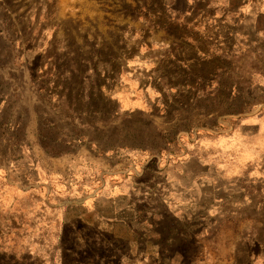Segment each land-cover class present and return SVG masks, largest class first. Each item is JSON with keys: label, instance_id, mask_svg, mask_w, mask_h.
<instances>
[{"label": "rangeland", "instance_id": "obj_1", "mask_svg": "<svg viewBox=\"0 0 264 264\" xmlns=\"http://www.w3.org/2000/svg\"><path fill=\"white\" fill-rule=\"evenodd\" d=\"M250 2L0 0V264H264V186L192 148L264 112Z\"/></svg>", "mask_w": 264, "mask_h": 264}, {"label": "crops", "instance_id": "obj_2", "mask_svg": "<svg viewBox=\"0 0 264 264\" xmlns=\"http://www.w3.org/2000/svg\"><path fill=\"white\" fill-rule=\"evenodd\" d=\"M250 3L252 7L255 6V0ZM238 119V122L230 121L229 124L234 130L229 134L207 133L197 137L198 140L194 142L192 148L199 149V154L198 158L193 160L202 167L204 172L201 173L206 178L208 173H212L217 181L232 179L233 171H237V181L260 183L264 186V112H253ZM219 126L217 129L221 132L224 128ZM188 171L194 172L191 169ZM251 244L255 245L254 242Z\"/></svg>", "mask_w": 264, "mask_h": 264}, {"label": "trees", "instance_id": "obj_3", "mask_svg": "<svg viewBox=\"0 0 264 264\" xmlns=\"http://www.w3.org/2000/svg\"><path fill=\"white\" fill-rule=\"evenodd\" d=\"M149 50L151 49V46H148Z\"/></svg>", "mask_w": 264, "mask_h": 264}]
</instances>
